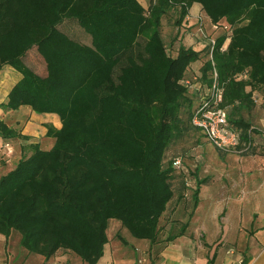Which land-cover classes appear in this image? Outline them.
Instances as JSON below:
<instances>
[{
  "label": "trees",
  "instance_id": "obj_1",
  "mask_svg": "<svg viewBox=\"0 0 264 264\" xmlns=\"http://www.w3.org/2000/svg\"><path fill=\"white\" fill-rule=\"evenodd\" d=\"M194 3L230 30L214 36L213 47L180 42L172 55L162 17L178 8L179 25ZM66 20L89 42L62 30ZM30 49L44 74L25 62ZM4 66L20 78L0 107L55 114L61 126L47 125L49 149L23 146L28 153L0 177V234L18 232L23 248L45 258L63 249L97 264L110 219L134 238L158 239L172 179L183 178L165 157L174 139L199 130L191 119L214 70L220 106L248 147L251 125L236 116L240 103L253 102L246 86L264 87V0H151L147 8L138 0H0V71ZM0 136L28 138L2 119ZM204 181L192 190V210Z\"/></svg>",
  "mask_w": 264,
  "mask_h": 264
},
{
  "label": "crops",
  "instance_id": "obj_2",
  "mask_svg": "<svg viewBox=\"0 0 264 264\" xmlns=\"http://www.w3.org/2000/svg\"><path fill=\"white\" fill-rule=\"evenodd\" d=\"M197 7L201 9L198 3L192 4L189 13ZM87 39L86 42H89ZM195 44L200 48L202 43ZM25 62L42 74V59L35 49L27 52ZM198 67L199 62L193 63L189 72L197 71ZM7 73H12L14 80L9 87L3 88L0 103L5 101L9 89L20 78L11 67ZM246 91H251L253 102L251 105L240 103L236 117L242 116L251 125L248 147L242 141L236 149L219 150L195 129L204 142L216 149L214 155L198 156L199 165H196L194 175L189 170V182L193 189L197 181L205 179L199 185L196 207L188 215L185 214L193 189L186 187L184 178L176 176L172 179L174 196L159 220V224L168 222L164 234L161 230L153 243L138 238L128 240L122 236L121 223L110 219L108 225L112 222L122 234L118 232L115 237L113 228L106 230L108 240L97 264H209V261L212 264H264V87L246 86ZM244 112L246 116L242 115ZM0 119L28 137L0 136V177L12 170L24 153H28L27 147L23 149V146L38 143L42 149H49L54 140L46 135L47 125L61 126L57 115L38 114L29 106L16 110L0 107ZM182 159L184 162L185 157ZM203 161L212 165L200 166ZM182 223H186L187 227L182 234H178ZM176 224L179 225L177 232H171ZM169 235L176 236L167 240ZM0 264L87 263L63 249L49 258L28 252L20 245V234L12 231L8 237L0 234Z\"/></svg>",
  "mask_w": 264,
  "mask_h": 264
},
{
  "label": "rangeland",
  "instance_id": "obj_3",
  "mask_svg": "<svg viewBox=\"0 0 264 264\" xmlns=\"http://www.w3.org/2000/svg\"><path fill=\"white\" fill-rule=\"evenodd\" d=\"M142 3L144 7H147L150 3V0H138ZM179 17V11L178 8H172L170 9L163 17H162V37L165 41L168 53L174 54L175 49L178 46V43L185 42L186 45H193L195 43L199 42H207V39L209 36H216L221 31L220 30H213L210 27L209 21L207 17L204 15L203 11L199 9L198 7L195 9H192V11L187 13V16L182 21L181 24H176V20ZM198 25H201L205 32V37L201 35L196 29ZM61 29L72 34L75 38H79L81 41H87V35L88 33L83 32L81 27H79L78 24H76L73 21L66 20L65 23L62 24ZM190 39V40H187ZM190 41V42H189ZM192 41V42H191ZM200 46V45H199ZM9 66H4L2 70L0 71V99L3 97V88L5 89L10 86V83L13 82L14 78L11 76L12 73H7ZM40 73H44V66L40 68ZM15 75H20L18 72L14 71ZM6 98V96H5ZM242 115L246 116V112H244ZM187 111L183 112L182 117L186 118ZM202 136L200 133L198 134L195 129H188L186 133L183 134L182 137L174 139L172 142V145H170L167 154H166V162L171 161L176 156L185 157V160L183 162V165L187 167L192 175H194V171L196 168V165H199L198 162V156L202 155L204 157L205 154H212L214 155L216 152V149L208 144V142H204L202 139ZM247 147V145H244ZM202 165H212L211 163H205L204 161L200 164ZM191 175V179H192ZM189 205H186L185 208V214L188 215L189 212L192 209V199L191 195L189 198ZM168 219V218H167ZM116 220V219H113ZM119 221V220H116ZM178 223H180L179 220H176ZM108 225L109 230L114 229V236L117 237V233H121V229H116L115 226L111 224ZM119 223H121L119 221ZM168 222H161L160 225V231L163 230L162 234H164V230L166 228V224ZM179 225L176 224V227L171 232H177V227ZM123 234L122 236L127 238L128 240L135 241L136 238H134L129 231L122 227ZM179 230V229H178ZM161 234V235H162ZM148 262V260L146 261Z\"/></svg>",
  "mask_w": 264,
  "mask_h": 264
},
{
  "label": "built area",
  "instance_id": "obj_4",
  "mask_svg": "<svg viewBox=\"0 0 264 264\" xmlns=\"http://www.w3.org/2000/svg\"><path fill=\"white\" fill-rule=\"evenodd\" d=\"M209 24L213 30L229 31L230 27L225 23H214L210 20ZM204 37L205 32L201 25L196 29ZM210 42L212 47L215 43L214 36H209L207 43ZM217 73L213 71V81L208 87L205 96L202 99L201 105L198 106L191 122L193 126L199 129L207 141L219 150L228 151L236 149L240 144L239 132L232 128L228 122L227 110L220 106L222 101V87L218 84ZM196 79V77H194ZM183 82L191 86V80L185 79ZM172 165L182 173L186 187L193 189L189 182V169L183 165L181 156H176L172 159Z\"/></svg>",
  "mask_w": 264,
  "mask_h": 264
}]
</instances>
